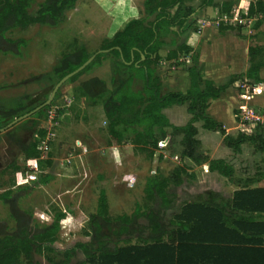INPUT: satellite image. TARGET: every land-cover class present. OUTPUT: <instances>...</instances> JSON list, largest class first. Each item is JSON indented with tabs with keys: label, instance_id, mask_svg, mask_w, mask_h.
Masks as SVG:
<instances>
[{
	"label": "trees",
	"instance_id": "trees-1",
	"mask_svg": "<svg viewBox=\"0 0 264 264\" xmlns=\"http://www.w3.org/2000/svg\"><path fill=\"white\" fill-rule=\"evenodd\" d=\"M78 1L44 0L33 13L30 8L35 0H0V52H18L20 45L27 44L28 40L7 37L9 31L28 29L33 25L57 27L63 24L68 12L76 8ZM234 3V0L220 4L215 0H200L194 6L187 0H144V15L127 22L112 38L104 40L100 49L89 52L82 45L62 56L47 74L48 81L58 83L93 59L62 85L55 100L65 86L74 84L83 75L92 74L107 62L111 63L110 88L100 76H92L79 86V92L92 100L105 94L103 109L111 143L119 145L130 141L153 159L160 142L169 138L173 145L179 138L181 163L169 174L158 170L147 177L144 199L136 203L132 214L112 215L107 191L101 186L97 210L90 215L89 224L83 230L84 237L73 239L66 246H62L58 239L66 212L56 213L51 223L42 225L31 211L21 206L23 199L30 197L37 186L48 183L52 177L39 172L28 185L14 189L17 184L14 173L21 170L15 165L8 180L12 188L0 194L2 203L9 208L16 223L13 231L0 232V264H38L36 255L45 256L54 264H71L79 252L84 256L79 264H264V185H261L264 174L260 172L258 176L236 179L232 163L224 158L211 159L208 152L201 149L202 141L196 125L202 121L204 129L220 132L224 144L234 152L239 153L244 144H250L264 154V127H240L234 135L208 113L210 100L219 99L236 81L264 83L260 73L264 67V44L251 46L248 69L233 75L220 86L205 79L197 66H188L190 87L187 92L163 94L154 67L162 59L160 51L167 37L200 32L196 16L199 17L204 9L213 6L220 9L219 15H231ZM245 17L258 21L255 27H261L264 0L250 2ZM222 22L218 27L221 34L228 29L242 30L229 20ZM256 37L264 41V32ZM193 52L194 48L182 41L169 51L167 59L178 61L182 55H192ZM139 81L143 82V88L137 90L135 87ZM29 98L0 99V132L14 118L31 113L49 99L31 107L27 102ZM186 104L190 121L181 126L173 124L165 111ZM47 106L32 115L44 116ZM236 120L239 123V117ZM39 133L40 137L34 142L22 145L26 161L41 157L39 141L46 131L41 128ZM187 160L196 166L208 163L210 172L236 183V190L226 200L199 198L183 201L176 188L196 179ZM27 171L33 172L29 168ZM180 201L179 211L166 223L165 216L174 211ZM134 239L137 241L133 242Z\"/></svg>",
	"mask_w": 264,
	"mask_h": 264
},
{
	"label": "rangeland",
	"instance_id": "rangeland-1",
	"mask_svg": "<svg viewBox=\"0 0 264 264\" xmlns=\"http://www.w3.org/2000/svg\"><path fill=\"white\" fill-rule=\"evenodd\" d=\"M43 1L35 0L30 11L34 13ZM215 1L220 4L227 0ZM234 1L231 20L236 22L233 26H241L244 34L251 36L258 21L251 20L241 25L238 19L248 18H245V15L248 13L250 2L257 0ZM187 2L197 6L200 0ZM219 10L213 6L208 7L196 18L202 29L209 26L212 34L217 31L224 36L218 27L223 23L222 18L225 14L219 15ZM143 15L144 0H79L76 8L68 12L63 24L57 27L33 25L28 29L16 28L9 31L7 37L28 41L27 44L20 45L18 52L14 50L7 54L0 52V99L17 100L30 96L27 102L31 107L46 101L57 84L48 81L47 74L64 54L73 52L82 45L89 52H94L101 48L104 40L112 38L116 32L122 30L127 22ZM261 28L264 30V19ZM242 30L232 29L225 37L243 42L246 47L258 45V42L264 44L261 39L248 44L250 40L237 38V34L242 33ZM189 35L181 37L172 35L173 38L165 39L166 43L160 51L162 59L154 65L163 94L170 91L186 93L190 87L188 66L199 68L201 64L200 52L204 46H199L200 41L196 39L198 34H191L190 37ZM182 41L192 42L193 54L182 55L178 61L168 60L169 51ZM221 43L222 41H219L217 44ZM218 54L222 56L225 52ZM247 57L249 58V53ZM202 67L205 69V65ZM202 67L201 72L204 70ZM92 76L103 77L110 88L113 76L111 63L107 62L92 74L83 75L74 84L62 88L59 97L47 106L44 116L30 115L27 119L0 132V185H2L0 194L12 188L8 180L15 165L20 166L21 170L14 173L17 179L14 189L28 185L39 172L43 175L49 174L52 179L37 186L30 197L23 199L21 206L31 211L42 225L51 223L56 213L66 212L67 217L62 220L58 233L62 246L69 245L73 239L84 237L83 230L89 224L90 215L97 210L101 186L107 191L109 211L112 215L132 214L136 203L144 199L147 177L158 170L169 174L181 163L179 138L173 145L170 144L169 138L160 142L153 159H149L140 147L130 141L119 145L112 144L103 109L105 94L92 100L79 92L80 84ZM203 77L207 79L204 74ZM236 84L234 93L230 92V89L223 92L221 99L210 100L212 106L208 108V113L218 116V119L224 120L229 126L234 117L242 118L243 103L264 110V83L256 84L251 80H241ZM135 88L142 89L143 82L139 81ZM243 94L251 96V99L243 101L241 98ZM228 102L233 104L230 105ZM187 107V104L175 105L165 113L173 124L185 125L191 119ZM196 125L202 141L201 149L208 152L211 159L224 157L230 152L226 157L236 166V179L258 176L260 172L264 174V154L257 152L252 145L244 144L241 152H234L224 145L220 132L204 129L202 121H198ZM242 126L253 128L254 125ZM41 128L46 131L39 141L41 157L26 161L22 145L30 144L40 137ZM237 131L235 129L234 132H230L237 135ZM224 148H227V151ZM187 163L194 164L189 160ZM193 166L195 169L191 167V171L196 170V179L176 188L183 201L199 198L226 200L237 188V184L230 182L226 177L218 173H208V163ZM27 168L33 172L27 171ZM261 185H264V181ZM181 203L182 201L174 211L165 216L166 223H169L171 216L179 211ZM15 225L9 208L0 199V232L13 231ZM83 259V254L79 252L71 264H79ZM35 260L38 264H54L45 256L36 255Z\"/></svg>",
	"mask_w": 264,
	"mask_h": 264
},
{
	"label": "crops",
	"instance_id": "crops-1",
	"mask_svg": "<svg viewBox=\"0 0 264 264\" xmlns=\"http://www.w3.org/2000/svg\"><path fill=\"white\" fill-rule=\"evenodd\" d=\"M208 28H209V26H207V27L205 26L203 29L201 28L200 32L192 33L194 35L198 34V37H196V39H199V41H200L199 46H204L202 51L200 52L201 64L199 65L198 69L200 71L202 65H205V69H204V67H202V69H204L202 71V74H204L207 79L213 81L216 86H220V85L226 84L233 75L243 73L248 69L247 67H249L248 66V64H249L248 59L249 58L247 57V55L249 52V47L254 46L256 44L248 45L246 47L243 42L240 43L238 40L232 41L230 39V37L229 38L225 37V35L227 33H229V31H232V29H228L224 33V36H223V35L218 34L217 31H215V34H212ZM261 32H264V30H262L261 27H259V28L255 27L253 29L251 36H247L246 34H244V31H243L240 34L239 33L237 34L238 35L237 38H242L243 40H250L248 44H250L252 42L256 43V42H258L257 40H259L256 37V35H258ZM190 35H189V37H190ZM219 41H222V43L217 44ZM187 44L193 46L192 42H187ZM258 44H259V42H258ZM222 52H225V54L220 56L218 53H222ZM206 58L208 59L207 62H206ZM260 73H261L262 78H264V67L262 68ZM239 81H241V79L236 81V82H239ZM222 82H224V83L222 84ZM236 82L233 85H231L227 90L229 91V89H230L231 90L230 92H233V90L235 88L234 85L236 84ZM236 87H237V84H236ZM221 98H222V96L219 99H221ZM219 99H217V100H219ZM228 104L231 105L233 103L228 102ZM238 105H240V104H238ZM223 106L224 105H222V107ZM209 114L214 119L222 122L228 133L234 132L235 129L238 130L240 128L238 121L236 120L235 117H234V121L231 122V126H229V124L226 123L224 120L218 119L219 118L218 116H213L212 113H209ZM211 132H213V131H211ZM224 149H226V151H227V148H224ZM228 151H230V150H228ZM229 154H230V152H229ZM228 155H226V156L228 157ZM226 156L221 157V158L226 159L227 161H229L230 163H232L234 165V163L231 160H228V158ZM237 157L238 156H236V158ZM212 159H214V158H212ZM193 165L194 164H189V166H191L195 169V167ZM234 167H236V166L234 165ZM194 169H193V171H195V173H196V170H194ZM208 173H210V171H208ZM212 173H216V172H212ZM235 190L236 189H234L233 192Z\"/></svg>",
	"mask_w": 264,
	"mask_h": 264
},
{
	"label": "built area",
	"instance_id": "built-area-1",
	"mask_svg": "<svg viewBox=\"0 0 264 264\" xmlns=\"http://www.w3.org/2000/svg\"><path fill=\"white\" fill-rule=\"evenodd\" d=\"M231 17H232V14H225L223 16V20H226V21H230L231 24H234L235 22H233L231 20ZM246 18V17H245ZM247 21H251L248 20V18L246 19H243V18H240L238 19V22L243 25L245 24ZM241 98L243 101H246V100H249L251 99V96L247 95V94H243L241 95ZM241 109H242V112H243V116L242 118L239 116V125H241L240 127H244L242 126L245 125V126H250V125H254L253 127L257 126V125H260L262 127H264V110H258L257 108H255L252 104H241ZM251 127V126H250Z\"/></svg>",
	"mask_w": 264,
	"mask_h": 264
},
{
	"label": "water",
	"instance_id": "water-1",
	"mask_svg": "<svg viewBox=\"0 0 264 264\" xmlns=\"http://www.w3.org/2000/svg\"><path fill=\"white\" fill-rule=\"evenodd\" d=\"M93 58H90L85 64H83L81 67H79L77 70L71 72L70 74L66 75L64 78H62V80L60 82L57 83V85L55 86L51 96L49 97V99L45 102V104H43L42 106H39L36 110L32 111L31 113L25 114L17 119H15L14 121H12L6 128L2 129L1 132H4L6 129L12 127L14 124L28 118L30 115L36 113L37 111H39L40 109H42L43 107L51 104L53 102V100L55 99V96L57 94V92L59 91V89L62 87V85L68 81L72 76L76 75L77 73L81 72L91 61Z\"/></svg>",
	"mask_w": 264,
	"mask_h": 264
}]
</instances>
